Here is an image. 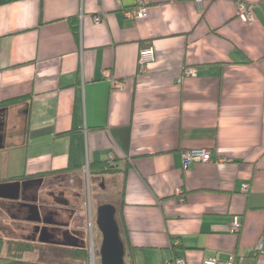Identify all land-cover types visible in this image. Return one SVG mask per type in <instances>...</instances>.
Instances as JSON below:
<instances>
[{
  "label": "crops",
  "instance_id": "1",
  "mask_svg": "<svg viewBox=\"0 0 264 264\" xmlns=\"http://www.w3.org/2000/svg\"><path fill=\"white\" fill-rule=\"evenodd\" d=\"M136 1L0 0V103L20 100L0 109V185L28 183L0 200L27 222L39 176L88 175L121 210L127 264H264V0H149L127 18ZM199 148L212 161L183 168ZM109 155L112 174L89 176Z\"/></svg>",
  "mask_w": 264,
  "mask_h": 264
},
{
  "label": "rangeland",
  "instance_id": "2",
  "mask_svg": "<svg viewBox=\"0 0 264 264\" xmlns=\"http://www.w3.org/2000/svg\"><path fill=\"white\" fill-rule=\"evenodd\" d=\"M86 176L58 175L45 178L40 187L35 183L29 198L39 206L41 216H51L54 221L49 225L39 224L53 235L54 239L48 243L33 234L34 224L23 221L25 217L16 203L0 200L2 256L41 264H75L72 247H81L88 250L87 264H100L101 234L96 226V209L99 205L111 204L114 195L106 188L101 189L99 182L93 185L94 179ZM25 246L31 252L19 251V247ZM124 261L127 263L126 258Z\"/></svg>",
  "mask_w": 264,
  "mask_h": 264
},
{
  "label": "built area",
  "instance_id": "3",
  "mask_svg": "<svg viewBox=\"0 0 264 264\" xmlns=\"http://www.w3.org/2000/svg\"><path fill=\"white\" fill-rule=\"evenodd\" d=\"M149 5V0H137L136 4L131 7L130 9L124 10V16L127 18H144L147 15V9ZM237 16L238 18L246 23L251 25L254 23L255 18L252 12V9L248 7L246 4H239L237 8ZM101 21L99 17L94 18V22L97 24ZM155 60L154 57V50L152 47H144L139 50L138 53V60H137V66H138V72L145 73L147 71V68L150 64H152ZM185 76H193V72L191 70H185L184 71ZM104 77L110 81V84L112 88H120L123 86V83L120 81L111 79L108 73H104ZM181 159H182V167L188 168L189 166L196 164V163H210L211 155L210 151L205 148H199V149H190L185 150L181 153ZM109 163L113 161V156H108ZM175 192L177 194L181 193L180 189H176ZM180 202L184 201V198H179ZM240 223L239 221H234L232 224V232L237 233L240 230ZM258 251H262L261 243L257 246ZM90 255L93 256L91 253ZM166 264H185V261L183 259H174L171 262H168ZM202 264H235V262L230 259L227 261H222L217 257H210L203 260Z\"/></svg>",
  "mask_w": 264,
  "mask_h": 264
},
{
  "label": "water",
  "instance_id": "4",
  "mask_svg": "<svg viewBox=\"0 0 264 264\" xmlns=\"http://www.w3.org/2000/svg\"><path fill=\"white\" fill-rule=\"evenodd\" d=\"M20 186V182L0 185V198H18ZM96 226L101 234L100 264H126V247L121 238L116 208L113 205L102 204L97 207Z\"/></svg>",
  "mask_w": 264,
  "mask_h": 264
},
{
  "label": "trees",
  "instance_id": "5",
  "mask_svg": "<svg viewBox=\"0 0 264 264\" xmlns=\"http://www.w3.org/2000/svg\"><path fill=\"white\" fill-rule=\"evenodd\" d=\"M76 29V28H74ZM20 100L17 101L16 100H10V101H6V102H1L0 103V109L3 110L5 109L7 106L11 105V104H15L16 102H19ZM114 167V161L110 162L107 160L106 162L104 163H98V164H94L93 166H90L89 167V176L93 174L94 172V169H98V170H101V172L99 174H112V168ZM63 173L62 172H59V173H54V174H61ZM39 179L40 178H43V176H39L38 177ZM120 209H117V216L119 217V213H120ZM118 225H119V228H120V234H121V238L124 242V245L126 247V255H125V258L128 259L129 257V250H130V247L128 245V241H127V238L125 237L124 235V232H123V226H122V220H121V217H119L118 219ZM175 241L172 242V245L174 246H177V243H174ZM0 246H1V243H0ZM1 248V247H0ZM72 255H73V258L75 260H77V263L75 264H87V257H88V250L86 251L85 248H78V247H72ZM24 251H23V250ZM1 250V249H0ZM19 251H22V252H31L30 248H28L27 246L25 247H19ZM173 261V260H172ZM0 264H41V263H36V262H30V261H26V260H22L20 257H16V258H10V257H5V256H2L1 253H0ZM127 264V263H126Z\"/></svg>",
  "mask_w": 264,
  "mask_h": 264
},
{
  "label": "flooded vegetation",
  "instance_id": "6",
  "mask_svg": "<svg viewBox=\"0 0 264 264\" xmlns=\"http://www.w3.org/2000/svg\"><path fill=\"white\" fill-rule=\"evenodd\" d=\"M1 139V137H0ZM45 178H40V179H36L32 184V187H34L35 189V183L37 182V187L40 185H42L44 182ZM26 186H28V183H25L23 186L21 184L20 186V190H19V194L20 192H22V194L24 193V189L26 188ZM23 190V191H22ZM23 200V199H22ZM24 204L26 205L27 210V218L30 219V221H32V223L34 224V235L38 236L40 241H46L48 243V241L53 240V235L49 234L48 231H46L45 227H40V223L43 224H50L53 223L54 221L52 220L51 216L45 215V216H41L39 214V206L34 202V201H29V202H25L23 201Z\"/></svg>",
  "mask_w": 264,
  "mask_h": 264
}]
</instances>
